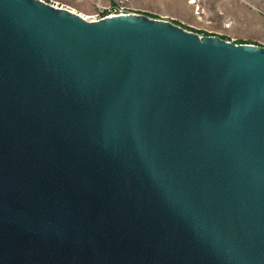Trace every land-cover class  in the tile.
Here are the masks:
<instances>
[{"label":"water","instance_id":"1","mask_svg":"<svg viewBox=\"0 0 264 264\" xmlns=\"http://www.w3.org/2000/svg\"><path fill=\"white\" fill-rule=\"evenodd\" d=\"M0 264H264V47L0 0Z\"/></svg>","mask_w":264,"mask_h":264},{"label":"rangeland","instance_id":"2","mask_svg":"<svg viewBox=\"0 0 264 264\" xmlns=\"http://www.w3.org/2000/svg\"><path fill=\"white\" fill-rule=\"evenodd\" d=\"M97 21L117 11L118 0H41ZM122 10L170 22L203 36L264 47V0H127Z\"/></svg>","mask_w":264,"mask_h":264},{"label":"built area","instance_id":"3","mask_svg":"<svg viewBox=\"0 0 264 264\" xmlns=\"http://www.w3.org/2000/svg\"><path fill=\"white\" fill-rule=\"evenodd\" d=\"M127 2V0H118L117 2H116V5L115 6H121V8H119L117 11H112V12H110V13H108V14H106V15H104L103 17H109V16H111V15H117V14H129V13H127V12H124V10H122V8H123V6H124V4ZM132 14V13H131ZM102 17V18H103ZM101 19V18H100Z\"/></svg>","mask_w":264,"mask_h":264},{"label":"trees","instance_id":"4","mask_svg":"<svg viewBox=\"0 0 264 264\" xmlns=\"http://www.w3.org/2000/svg\"><path fill=\"white\" fill-rule=\"evenodd\" d=\"M241 42H239V44H240Z\"/></svg>","mask_w":264,"mask_h":264}]
</instances>
